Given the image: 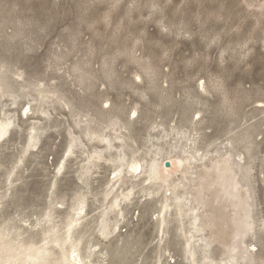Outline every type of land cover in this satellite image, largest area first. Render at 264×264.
Returning a JSON list of instances; mask_svg holds the SVG:
<instances>
[{"label":"rangeland","instance_id":"rangeland-1","mask_svg":"<svg viewBox=\"0 0 264 264\" xmlns=\"http://www.w3.org/2000/svg\"><path fill=\"white\" fill-rule=\"evenodd\" d=\"M5 123L0 264H264V0H0Z\"/></svg>","mask_w":264,"mask_h":264},{"label":"bare ground","instance_id":"bare-ground-1","mask_svg":"<svg viewBox=\"0 0 264 264\" xmlns=\"http://www.w3.org/2000/svg\"><path fill=\"white\" fill-rule=\"evenodd\" d=\"M8 129H9V124L8 123L1 124L0 125V139H3V138H5L7 136ZM193 159H195V158H193ZM190 161H191V159L188 160V163H190ZM141 168H142V166L139 163H133L132 165H130L131 172H134L136 174L140 171ZM142 173L143 172L141 171L140 174H139V176ZM162 173H165V172H163L162 166H159V164L156 161H153L150 164V166H149V170H147L145 172L146 181H154V180L158 179V180H161V181L166 182V179H164V177H162ZM120 174L121 173H119V177L117 176V178H118V180L116 181L117 183L120 180L119 179L120 178ZM126 199H129V195L126 196ZM119 206H120V203H119V199L117 198L113 202V204H112L111 207L114 208V207H119ZM167 207H169V205H166L165 206V208H167ZM79 210L82 211V208H79L78 209V212H79ZM78 212H77V215L80 216V213H78ZM77 222H78V220H74L73 222H71L69 224L68 232H67V237L63 241V244H66L69 241L70 242V245L73 247L72 256H68L66 253L63 255V264H83V259L81 258V256L78 254V251L76 250V243H73V242H71L69 240L70 233H71L73 227L75 226V224H77ZM107 229H108V225L107 224L106 225H103V227L101 229L102 230L101 233L103 235H107L108 234L107 233ZM55 242H58V240L55 241ZM48 253L49 252L46 249L43 250V251L38 250V251H35V252L31 253V254H27V258H29L32 261V264H48V263H46V256H47Z\"/></svg>","mask_w":264,"mask_h":264}]
</instances>
